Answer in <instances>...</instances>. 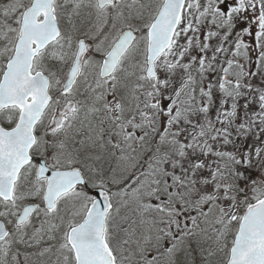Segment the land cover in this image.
I'll use <instances>...</instances> for the list:
<instances>
[{"label": "snow or ice", "instance_id": "snow-or-ice-1", "mask_svg": "<svg viewBox=\"0 0 264 264\" xmlns=\"http://www.w3.org/2000/svg\"><path fill=\"white\" fill-rule=\"evenodd\" d=\"M0 264H264V0H0Z\"/></svg>", "mask_w": 264, "mask_h": 264}]
</instances>
